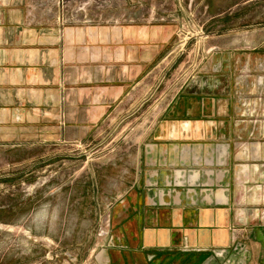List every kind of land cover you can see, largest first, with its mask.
Masks as SVG:
<instances>
[{
    "label": "crops",
    "instance_id": "0c3cea01",
    "mask_svg": "<svg viewBox=\"0 0 264 264\" xmlns=\"http://www.w3.org/2000/svg\"><path fill=\"white\" fill-rule=\"evenodd\" d=\"M33 1L0 0V116L34 110L39 130L62 112L61 134L83 137L126 90H146L136 77L165 52L173 26H101L91 35L32 21ZM246 52L224 46L209 61L220 72L163 90L133 181L113 206L124 231L114 233L108 264H201L230 246L232 227H264V54Z\"/></svg>",
    "mask_w": 264,
    "mask_h": 264
},
{
    "label": "rangeland",
    "instance_id": "374dc122",
    "mask_svg": "<svg viewBox=\"0 0 264 264\" xmlns=\"http://www.w3.org/2000/svg\"><path fill=\"white\" fill-rule=\"evenodd\" d=\"M27 7L40 16L30 14L32 21L85 26L91 35L101 26H173L165 52L136 77L146 78V90L143 83L126 90L85 136L61 134L62 112L58 124L46 118L52 127L39 130L31 129L34 110L0 116V264H101L100 253L108 264L114 233L124 231L113 206L133 181L138 142L166 101L163 90L220 72L209 61L224 46L264 54V0H34ZM87 50L95 62L96 51ZM263 236L264 227H232L230 246L209 250L212 259L201 264H264Z\"/></svg>",
    "mask_w": 264,
    "mask_h": 264
},
{
    "label": "flooded vegetation",
    "instance_id": "af4514ba",
    "mask_svg": "<svg viewBox=\"0 0 264 264\" xmlns=\"http://www.w3.org/2000/svg\"><path fill=\"white\" fill-rule=\"evenodd\" d=\"M263 238H264V236H263Z\"/></svg>",
    "mask_w": 264,
    "mask_h": 264
}]
</instances>
